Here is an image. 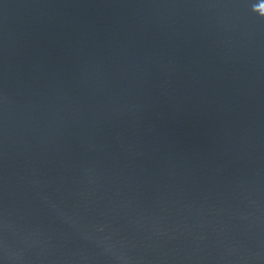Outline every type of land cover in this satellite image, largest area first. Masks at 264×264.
Segmentation results:
<instances>
[{"label": "water", "instance_id": "95a60500", "mask_svg": "<svg viewBox=\"0 0 264 264\" xmlns=\"http://www.w3.org/2000/svg\"><path fill=\"white\" fill-rule=\"evenodd\" d=\"M0 264H264V0H0Z\"/></svg>", "mask_w": 264, "mask_h": 264}]
</instances>
